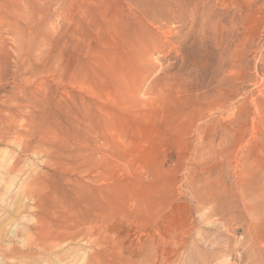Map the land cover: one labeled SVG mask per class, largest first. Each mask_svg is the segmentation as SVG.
<instances>
[{
    "label": "rangeland",
    "instance_id": "obj_1",
    "mask_svg": "<svg viewBox=\"0 0 264 264\" xmlns=\"http://www.w3.org/2000/svg\"><path fill=\"white\" fill-rule=\"evenodd\" d=\"M262 262L264 0H0V264Z\"/></svg>",
    "mask_w": 264,
    "mask_h": 264
},
{
    "label": "bare ground",
    "instance_id": "obj_2",
    "mask_svg": "<svg viewBox=\"0 0 264 264\" xmlns=\"http://www.w3.org/2000/svg\"><path fill=\"white\" fill-rule=\"evenodd\" d=\"M251 241V240H250ZM201 243V242H200ZM204 245V244H203ZM208 245V244H207ZM206 246V245H205ZM213 246V245H212ZM208 247V246H207ZM216 247V246H215ZM218 248V247H217ZM194 249H195V252H197V256L199 257V254L201 255V253H205V251H203L202 249H200V248H197L196 246H194ZM216 249V248H215ZM260 249V248H259ZM262 250V249H261ZM194 255V254H193ZM196 257V256H195ZM197 257V258H198ZM253 259V258H252ZM260 262V261H259ZM258 262V263H259ZM262 264H263V262H262Z\"/></svg>",
    "mask_w": 264,
    "mask_h": 264
}]
</instances>
